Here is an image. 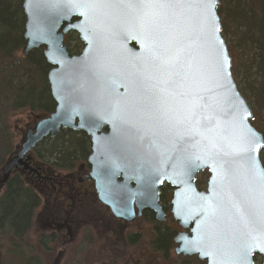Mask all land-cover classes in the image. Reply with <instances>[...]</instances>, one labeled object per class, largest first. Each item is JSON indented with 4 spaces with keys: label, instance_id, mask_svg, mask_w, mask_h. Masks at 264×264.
<instances>
[{
    "label": "water",
    "instance_id": "obj_1",
    "mask_svg": "<svg viewBox=\"0 0 264 264\" xmlns=\"http://www.w3.org/2000/svg\"><path fill=\"white\" fill-rule=\"evenodd\" d=\"M75 2L23 0V54L45 48L57 107L28 130L0 186L15 168H29L25 157L46 138L57 137L62 129L85 132L92 142L90 177L115 218L131 223L149 210L165 222L160 188L167 184L174 189L173 218L184 231L174 239L175 254L231 264L234 238L244 231L233 205L244 196L258 198L260 181L238 157L234 174L224 178L220 162L232 159L224 153L238 147L249 129L261 141L264 136L252 126L253 112L232 75L217 13L221 0H214L210 16L194 2L170 15L152 35L140 29L131 10L86 16L73 7ZM70 32L84 44L73 57L63 46ZM153 49L159 54L155 60ZM177 53L182 63L176 62ZM162 60L168 63L157 70L154 65ZM140 80L143 87L137 86ZM263 149L261 143L254 153L262 169ZM204 171L210 174L206 190L195 181ZM209 204L216 208L213 214ZM256 257L264 264V250L255 248L250 264H256Z\"/></svg>",
    "mask_w": 264,
    "mask_h": 264
},
{
    "label": "trees",
    "instance_id": "obj_2",
    "mask_svg": "<svg viewBox=\"0 0 264 264\" xmlns=\"http://www.w3.org/2000/svg\"><path fill=\"white\" fill-rule=\"evenodd\" d=\"M22 4L23 0H0L1 62L13 60L27 44ZM218 14L222 19L223 33H233L237 37L235 42L228 45L233 59V73L238 68L239 61L241 64L244 61L246 65L250 63V70L257 71L258 80L255 79V85L250 89L256 106L252 125L264 135V0H224L218 8ZM240 28L244 29L243 34L239 31ZM67 43L72 54H78L82 50L76 34H71ZM248 53H254L251 59L248 58ZM50 68L43 50L38 49L25 58L23 67L11 70L7 79L0 78L13 92L14 110L29 109L42 114H51L55 110L56 104L47 79ZM5 137L6 154L10 155L14 151L7 133ZM35 154L56 170L70 171L77 164L87 161L91 154V142L84 133L62 131L57 138H49L40 144ZM2 165L0 159V167ZM40 205L41 198L37 192L18 175L12 177L4 194L0 196V239L6 237L12 241L13 246H19L30 232ZM146 216L154 219L152 213H147ZM155 233V248L170 252L176 231L158 224ZM29 264H40V261L33 259Z\"/></svg>",
    "mask_w": 264,
    "mask_h": 264
},
{
    "label": "rangeland",
    "instance_id": "obj_3",
    "mask_svg": "<svg viewBox=\"0 0 264 264\" xmlns=\"http://www.w3.org/2000/svg\"><path fill=\"white\" fill-rule=\"evenodd\" d=\"M239 31L241 34L244 33V29L240 28ZM223 37L228 45L237 39L233 33H223ZM253 54L248 53V58L251 59ZM24 60V55L20 51L13 60L6 61V63L0 61V78L7 79L11 70L24 66ZM250 67V63L246 65L244 61L242 64L239 61L238 68L233 75L239 90L244 93L250 108L254 110L256 106L253 103L250 89L255 85V79L258 80V76L256 69L250 70ZM25 80L24 77L23 81ZM12 99L13 92L0 79V159L3 163L0 167V174L3 173L5 161L8 160L9 156L6 154V133L14 151L24 139L27 129L37 123L39 117L37 113L33 114L29 109L14 110ZM263 154L261 155L262 162H264ZM83 164L81 167L85 166ZM76 174L78 173H75L74 176ZM209 177L207 171L198 174L196 178L198 187L206 189ZM31 181L26 180L27 184L40 195L41 205L36 211L30 232L20 242L19 246H13L12 241L6 237L0 239V246L2 247L0 264H29L33 259L39 260L40 264H205L196 257L189 258L176 255L174 242L168 253L157 250L154 245L156 240L155 227L159 222L150 221L146 218L135 221L121 236L118 223L110 211L106 210L103 220L105 233H99L90 227L91 232L94 231L90 238L91 244L89 243L90 239L89 241L86 240L89 236L87 233L90 231L88 228H80L77 235L75 233L66 235L64 232H57L52 225V219L59 215L57 200L49 197L44 198L34 185V181ZM2 194L3 190H0V196ZM167 213L169 214L168 221L160 225L182 232L179 225L173 221L169 210ZM128 235L130 237L138 235L130 245ZM51 236H54V239L51 240Z\"/></svg>",
    "mask_w": 264,
    "mask_h": 264
},
{
    "label": "snow or ice",
    "instance_id": "obj_4",
    "mask_svg": "<svg viewBox=\"0 0 264 264\" xmlns=\"http://www.w3.org/2000/svg\"><path fill=\"white\" fill-rule=\"evenodd\" d=\"M194 2L197 6H202L209 16L211 15L214 0H76L73 7L83 9L86 16L89 12L98 10H131L135 13V19L140 29L152 35L159 31L163 22L170 15H177L180 10L191 7ZM93 27L95 29L98 26L93 25ZM152 56L154 60L159 56L155 49L152 50ZM176 62L182 63L179 60V53H177ZM167 63V60H162L160 65H154V67L159 70L163 64ZM191 66L189 60L187 67L191 68ZM143 84V80L137 82L138 87H143ZM158 90L163 91V89ZM261 143L264 141H261L249 129L247 135L241 138L238 147H234L231 153H224L225 156L231 155L232 159H224L220 162L221 175L224 178L234 174L233 164L236 163L238 157L246 163L250 175L260 181L258 198L250 199L248 196H244L242 200L233 205L239 214V223L243 226L244 231L238 238H234L231 264H250L251 252L255 248L264 250V169L259 167L254 155ZM209 211L210 214H213L216 208L209 204Z\"/></svg>",
    "mask_w": 264,
    "mask_h": 264
},
{
    "label": "flooded vegetation",
    "instance_id": "obj_5",
    "mask_svg": "<svg viewBox=\"0 0 264 264\" xmlns=\"http://www.w3.org/2000/svg\"><path fill=\"white\" fill-rule=\"evenodd\" d=\"M42 160L43 159L35 154L31 165L37 170V173L30 175L29 173L23 172V174L34 180L37 190L44 198L49 197L50 199L53 198L57 200L59 215L52 219L54 229L60 233L64 232L66 235L72 233L77 235L80 228H88L90 231L87 234H89L90 237L88 236L86 238L87 241H89L94 232H91L92 229L99 233H105L103 220L105 219V211L108 209L101 204L98 198L95 182L89 177L90 167L85 166L79 170H77L78 167H76L71 172L57 174ZM75 173L78 174L74 176ZM171 200L172 190L170 187L164 186L161 189L160 201L166 209L171 206ZM145 218L150 221H156L155 216L154 219H149L145 214L143 219ZM116 222L118 223L117 226L121 236H123L127 228L133 224L121 220H116ZM137 236L138 235H134L130 237L128 235L129 245L133 243ZM50 239H54V236H51ZM91 242L90 239L89 243L91 244ZM60 255L62 254L60 253Z\"/></svg>",
    "mask_w": 264,
    "mask_h": 264
}]
</instances>
